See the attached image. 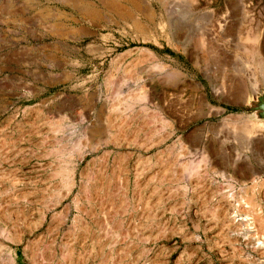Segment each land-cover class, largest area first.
Segmentation results:
<instances>
[{"label":"rangeland","instance_id":"rangeland-1","mask_svg":"<svg viewBox=\"0 0 264 264\" xmlns=\"http://www.w3.org/2000/svg\"><path fill=\"white\" fill-rule=\"evenodd\" d=\"M111 1L0 0V264H264V0Z\"/></svg>","mask_w":264,"mask_h":264},{"label":"bare ground","instance_id":"bare-ground-1","mask_svg":"<svg viewBox=\"0 0 264 264\" xmlns=\"http://www.w3.org/2000/svg\"><path fill=\"white\" fill-rule=\"evenodd\" d=\"M109 2V1H108ZM120 2H118V0H112L110 3H108L109 5L110 4H114L115 6H118V4H119ZM187 17V16H186ZM242 167V166H241ZM240 166L238 167L239 169L241 168ZM242 169V168H241ZM237 171V170H236ZM248 175H249V173H248ZM12 176V175H11ZM250 177V176H249Z\"/></svg>","mask_w":264,"mask_h":264},{"label":"water","instance_id":"water-1","mask_svg":"<svg viewBox=\"0 0 264 264\" xmlns=\"http://www.w3.org/2000/svg\"><path fill=\"white\" fill-rule=\"evenodd\" d=\"M259 107L264 110V100L261 101Z\"/></svg>","mask_w":264,"mask_h":264}]
</instances>
